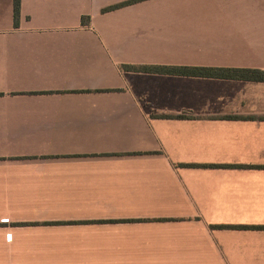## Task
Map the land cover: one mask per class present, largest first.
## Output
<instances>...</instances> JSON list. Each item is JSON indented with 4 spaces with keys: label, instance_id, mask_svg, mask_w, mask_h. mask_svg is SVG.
I'll return each mask as SVG.
<instances>
[{
    "label": "crops",
    "instance_id": "obj_1",
    "mask_svg": "<svg viewBox=\"0 0 264 264\" xmlns=\"http://www.w3.org/2000/svg\"><path fill=\"white\" fill-rule=\"evenodd\" d=\"M0 0V264H264V0Z\"/></svg>",
    "mask_w": 264,
    "mask_h": 264
},
{
    "label": "trees",
    "instance_id": "obj_2",
    "mask_svg": "<svg viewBox=\"0 0 264 264\" xmlns=\"http://www.w3.org/2000/svg\"><path fill=\"white\" fill-rule=\"evenodd\" d=\"M141 0H133L117 6L104 9L107 12L131 3ZM20 0H13V22L17 27L19 19ZM144 72L149 73H173L182 76L204 77V78H218L228 80H240L248 82H264V71L255 69H222V68H177V69H146Z\"/></svg>",
    "mask_w": 264,
    "mask_h": 264
}]
</instances>
